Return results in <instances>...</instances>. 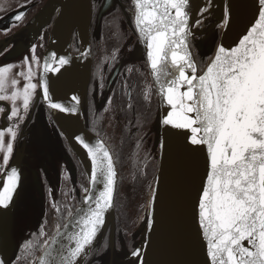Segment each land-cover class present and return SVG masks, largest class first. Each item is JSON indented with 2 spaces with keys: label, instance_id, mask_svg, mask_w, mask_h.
Here are the masks:
<instances>
[{
  "label": "snow or ice",
  "instance_id": "snow-or-ice-1",
  "mask_svg": "<svg viewBox=\"0 0 264 264\" xmlns=\"http://www.w3.org/2000/svg\"><path fill=\"white\" fill-rule=\"evenodd\" d=\"M256 3L253 19L235 46L219 45L206 70L198 74L188 37L192 27L202 20L190 23V0H133L134 25L139 40L146 44L147 66L159 95L171 108L161 123L177 130L174 134H184L190 145L206 146V178L196 207L198 233L205 243L208 264H264V0ZM208 10L198 9L199 16ZM229 14L226 8L223 27L230 23ZM24 15L18 12L13 22L22 21ZM35 48L33 45L31 59L25 58L27 71L19 73L26 81L22 89L17 79L10 78L14 66H0V101L11 102L7 119L16 120L0 129V168L9 165L19 123L26 118L38 87L32 82L36 73L31 64H39ZM116 58L114 51L111 59ZM69 63L68 57L52 53L44 61L41 76L44 100L51 109L62 112H75L76 108L53 102L45 77L49 71H59ZM126 67L129 73L134 70ZM150 92V88L145 89V100L150 99ZM111 102L110 96L108 104ZM4 112L0 108V113ZM6 134L10 136L7 142ZM75 140L91 161V188H83L86 209H78L72 223L78 230L65 234L57 226L55 234L44 242L40 256H35L36 242L26 240L15 259L0 256V264H21L29 257L33 258L29 264H81L93 250L105 212L113 207L117 172L113 154L102 140L92 143L79 135ZM164 146L161 141V148ZM4 176L0 208L7 209L20 174L11 167ZM52 206L60 211L55 203ZM68 214L73 216L71 211ZM148 224L152 225L151 219ZM40 234L44 235L43 229ZM140 251H132L131 256L139 260Z\"/></svg>",
  "mask_w": 264,
  "mask_h": 264
},
{
  "label": "flooded vegetation",
  "instance_id": "flooded-vegetation-1",
  "mask_svg": "<svg viewBox=\"0 0 264 264\" xmlns=\"http://www.w3.org/2000/svg\"><path fill=\"white\" fill-rule=\"evenodd\" d=\"M47 0H0V66L13 65L10 78L26 82L25 58L31 59L32 46L39 64L32 82L38 85L26 118L19 123L14 151L6 168H0V188L4 172L16 167L20 181L15 192L11 237L13 252L9 261L21 253L26 240L37 244L35 256L43 251L57 226L65 221L82 199L88 178L78 157L60 132L43 99L39 96L43 54L57 12L50 19L39 18ZM90 37L91 77L86 97V125L108 144L118 173L115 193V228L102 233L84 264H136L131 252L143 238L147 218L145 208L158 165L160 114L155 86L142 42L134 25L132 0H93ZM108 9L102 12V8ZM24 12L22 21L12 17ZM199 26V25H198ZM206 30L190 40L199 69L211 59L220 36V27L210 21ZM5 29H10L6 32ZM72 39V49L77 50ZM116 51V60L111 59ZM126 66L134 70L129 73ZM150 88V99H144ZM9 88V93L11 92ZM112 97L108 104V97ZM132 107L129 108L128 105ZM21 105V101L17 102ZM0 129L9 121L11 102L0 101ZM107 109V110H105ZM10 139L5 135V141ZM137 143L140 147L137 148ZM0 153V165H3ZM55 203L60 211L52 205ZM43 229L44 235H41ZM22 261L21 264H29Z\"/></svg>",
  "mask_w": 264,
  "mask_h": 264
},
{
  "label": "water",
  "instance_id": "water-1",
  "mask_svg": "<svg viewBox=\"0 0 264 264\" xmlns=\"http://www.w3.org/2000/svg\"><path fill=\"white\" fill-rule=\"evenodd\" d=\"M92 3L93 0H47L39 14V18L46 20L57 12L48 44L44 50L41 76L43 75L44 61L52 53H56L57 56L68 57L70 59L68 65L60 68L59 71H49L45 79L49 82V91L53 97V102L61 103L67 108H76V111L62 112L51 109L48 102L43 98L41 78L39 96L43 99L60 132L83 165L88 178L86 188H91L89 183L91 161L86 151L75 140V137L78 135L84 136L92 143H95L96 140H102L108 146L106 141L85 123L86 97L92 63L90 37L93 14ZM205 7L209 9L208 12L203 16H199L198 9ZM257 7L256 0H190L192 12L190 23L195 25L197 18L202 20L199 26L192 27V34L188 37L189 48L193 57L190 40L203 33L206 30L207 23L212 21L214 27L221 28L212 58L219 45L226 48L235 46L238 38L242 36L245 28L252 21ZM226 8L230 9L228 17L230 23L227 27H223L222 17ZM107 9L108 5H105L102 12L107 11ZM74 35L77 37L78 44L76 51L72 49ZM142 45L146 55V44L142 42ZM210 62L211 59L203 69L198 68V74H202ZM155 86L157 88L160 114L158 165L148 204L144 211L147 222L143 231V238L136 247V249L141 250L139 260L135 258L136 264H208L205 243L198 233L196 207L201 185L206 178V146L190 145L184 134H174L177 130L161 123L162 118L171 108L159 95L156 83ZM73 97L77 99L73 100ZM161 141L165 142L163 148H161ZM117 180L118 173L115 193ZM92 191H97V189L92 188ZM84 195L85 193L82 195L81 202L71 211L73 216L68 215L61 224L60 231L65 234L78 230L72 227V223L76 219L77 210L86 209ZM14 200L15 193L9 207L7 209L0 208V256L8 259H10L13 252L11 230ZM149 219L152 220L151 226L148 224ZM104 221L93 248L97 245L101 234L105 233L109 227H111V236L114 235V202L113 207L105 212ZM63 225H68V227L64 228ZM63 242L67 243L66 240ZM90 254L91 252L81 260V264L85 263Z\"/></svg>",
  "mask_w": 264,
  "mask_h": 264
},
{
  "label": "trees",
  "instance_id": "trees-1",
  "mask_svg": "<svg viewBox=\"0 0 264 264\" xmlns=\"http://www.w3.org/2000/svg\"><path fill=\"white\" fill-rule=\"evenodd\" d=\"M76 38V37H75ZM75 46H77V39L74 40V43H73Z\"/></svg>",
  "mask_w": 264,
  "mask_h": 264
}]
</instances>
